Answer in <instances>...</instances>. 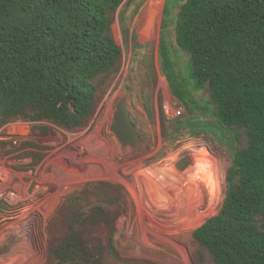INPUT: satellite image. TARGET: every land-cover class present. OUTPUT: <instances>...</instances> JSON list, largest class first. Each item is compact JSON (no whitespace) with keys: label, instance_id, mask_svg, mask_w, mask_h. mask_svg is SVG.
<instances>
[{"label":"trees","instance_id":"1","mask_svg":"<svg viewBox=\"0 0 264 264\" xmlns=\"http://www.w3.org/2000/svg\"><path fill=\"white\" fill-rule=\"evenodd\" d=\"M127 1L0 0V131L18 119L69 131L86 125L96 110L94 80L117 69L123 57L112 14ZM172 8L173 0H165L159 58L170 93L188 115L182 107L171 132L211 135L232 157L221 210L193 232V240L216 264H264V0H184L175 35L190 58L188 78L175 72L166 40ZM132 39L137 42L136 33ZM190 86L208 92V104L201 105ZM144 109L157 119L153 99ZM197 110L212 118L196 116ZM242 138L247 145L238 149ZM41 160L34 156L28 168ZM118 193L121 187L100 182L65 200L59 213L68 231L50 248L51 264H107L106 255L115 252L111 219L123 213L114 211L111 195ZM12 216L0 198V222ZM95 228L107 231L108 246L103 234L99 244L88 240Z\"/></svg>","mask_w":264,"mask_h":264},{"label":"rangeland","instance_id":"2","mask_svg":"<svg viewBox=\"0 0 264 264\" xmlns=\"http://www.w3.org/2000/svg\"><path fill=\"white\" fill-rule=\"evenodd\" d=\"M164 2L128 0L112 14L113 35L123 57L117 69L94 80L96 110L82 129L18 119L0 131V198L13 213L0 222V248L18 240L0 255V264H51L50 248L68 231L59 213L61 205L86 185L100 182L121 187V194L111 195L118 205L114 211L120 208L123 213L111 219L115 252L106 255L107 264H216L192 235L220 212L232 157L211 135L194 138L187 130L173 134L171 120L161 115V106L164 111L166 106L183 107L182 116L188 115L170 93L161 70L158 43ZM183 3L173 0L165 33L175 72L188 78L190 58L178 47L175 35ZM190 89L201 105L208 104V92ZM122 99L141 135L136 148L123 147L111 132ZM152 99L155 121L144 109ZM204 114L195 112L212 118ZM246 145L242 138L237 146ZM38 155L40 163L28 168ZM189 156L191 167L178 170ZM102 234V244L108 246L106 230L90 229L87 238L99 244L96 239Z\"/></svg>","mask_w":264,"mask_h":264},{"label":"water","instance_id":"3","mask_svg":"<svg viewBox=\"0 0 264 264\" xmlns=\"http://www.w3.org/2000/svg\"><path fill=\"white\" fill-rule=\"evenodd\" d=\"M111 132L115 134L123 147L136 148L141 143V135L133 121L127 100L122 99L119 102L117 112L114 115V123L111 126ZM193 163V157L189 156L177 165L180 171H187ZM18 242L12 241L8 246L0 248V255L10 251V249Z\"/></svg>","mask_w":264,"mask_h":264},{"label":"built area","instance_id":"4","mask_svg":"<svg viewBox=\"0 0 264 264\" xmlns=\"http://www.w3.org/2000/svg\"><path fill=\"white\" fill-rule=\"evenodd\" d=\"M163 113L168 120H172V119L178 117L179 115H181L183 113V108L182 107L181 108H172V107L166 106L165 111H164V107H163Z\"/></svg>","mask_w":264,"mask_h":264},{"label":"bare ground","instance_id":"5","mask_svg":"<svg viewBox=\"0 0 264 264\" xmlns=\"http://www.w3.org/2000/svg\"><path fill=\"white\" fill-rule=\"evenodd\" d=\"M153 3V2H152ZM156 5V4H155ZM157 6H159V5H157ZM154 13H156V9L154 10ZM153 14V13H152ZM150 24V23H149ZM154 25V24H153Z\"/></svg>","mask_w":264,"mask_h":264}]
</instances>
